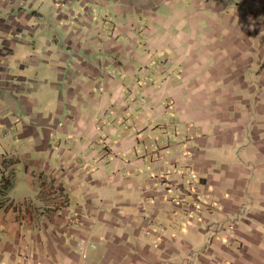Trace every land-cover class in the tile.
<instances>
[{"label":"crops","instance_id":"obj_1","mask_svg":"<svg viewBox=\"0 0 264 264\" xmlns=\"http://www.w3.org/2000/svg\"><path fill=\"white\" fill-rule=\"evenodd\" d=\"M3 174L0 264H264V0H0Z\"/></svg>","mask_w":264,"mask_h":264},{"label":"trees","instance_id":"obj_2","mask_svg":"<svg viewBox=\"0 0 264 264\" xmlns=\"http://www.w3.org/2000/svg\"><path fill=\"white\" fill-rule=\"evenodd\" d=\"M13 185L12 175L4 174L0 178V207H9L11 205V200L9 197V191Z\"/></svg>","mask_w":264,"mask_h":264},{"label":"built area","instance_id":"obj_3","mask_svg":"<svg viewBox=\"0 0 264 264\" xmlns=\"http://www.w3.org/2000/svg\"><path fill=\"white\" fill-rule=\"evenodd\" d=\"M104 21H105V23H107V25H109L110 23H109V20L105 17L104 18ZM90 247H95V244H91V243H89V242H83V244H81V246H80V248H81V254L83 255V256H86L87 255V253H88V249L90 248Z\"/></svg>","mask_w":264,"mask_h":264},{"label":"rangeland","instance_id":"obj_4","mask_svg":"<svg viewBox=\"0 0 264 264\" xmlns=\"http://www.w3.org/2000/svg\"><path fill=\"white\" fill-rule=\"evenodd\" d=\"M103 16H104V15H103ZM105 17H106V16H105ZM105 17H104V18H105ZM104 18H102V20H103V21H104ZM106 18H107V17H106ZM107 19H108V20H109V22H110V19H109V18H107ZM104 22H105V21H104Z\"/></svg>","mask_w":264,"mask_h":264}]
</instances>
